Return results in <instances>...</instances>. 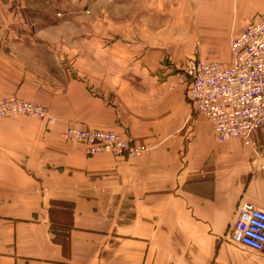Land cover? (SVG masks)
Here are the masks:
<instances>
[{
  "label": "crops",
  "instance_id": "obj_1",
  "mask_svg": "<svg viewBox=\"0 0 264 264\" xmlns=\"http://www.w3.org/2000/svg\"><path fill=\"white\" fill-rule=\"evenodd\" d=\"M178 4V21L160 30L172 42L156 29L106 31L103 47L90 50L102 53L93 60L103 73L88 68L79 79L63 70L59 86L0 50V99L40 103L54 118L0 120V264H252L227 234L239 204L264 211L262 138L218 142L186 100L180 64L192 40L233 37L264 13V0ZM70 124L112 130L148 150L88 156L60 140ZM52 201L73 206L64 216L68 253L52 241ZM52 211L63 219L61 207Z\"/></svg>",
  "mask_w": 264,
  "mask_h": 264
},
{
  "label": "rangeland",
  "instance_id": "obj_2",
  "mask_svg": "<svg viewBox=\"0 0 264 264\" xmlns=\"http://www.w3.org/2000/svg\"><path fill=\"white\" fill-rule=\"evenodd\" d=\"M173 1L167 3V0H0V50L8 57L20 60L33 71V74L44 76L43 79L52 86L64 83L63 75H59V72L63 74V70L79 79L82 77L78 73H86L88 68L102 74L103 67L97 63L94 65L93 60L94 57L98 60L102 53L90 52V50L103 47L105 32L118 33L121 30L142 29L143 31L155 29L160 31L170 28L173 21H178L176 13L181 16L184 8L183 4L173 5ZM174 8L177 9L176 13ZM231 38L202 36L192 40L191 54L180 64L182 78L183 68L191 59L228 62ZM158 39L165 43L169 40L172 42V38L167 34L165 36L162 31ZM201 50L209 51L207 57L200 54ZM185 97L191 105L187 99L186 90ZM4 98L22 100L15 96ZM36 104L45 108L48 120L23 115H12L2 119L22 117L35 122L40 121L46 125L52 124L54 118L49 109L40 103ZM192 112L196 114L193 108ZM67 127L112 131L84 128L75 124L67 125L60 133V140L78 145L81 144L65 141L62 138L61 135ZM120 135L131 144H138L123 134ZM81 146L86 155L91 156L88 154V149L84 145ZM231 231L227 234L229 236L227 241L233 244ZM240 252L252 264H264L263 254L251 253L246 249Z\"/></svg>",
  "mask_w": 264,
  "mask_h": 264
},
{
  "label": "built area",
  "instance_id": "obj_3",
  "mask_svg": "<svg viewBox=\"0 0 264 264\" xmlns=\"http://www.w3.org/2000/svg\"><path fill=\"white\" fill-rule=\"evenodd\" d=\"M186 96L197 115L205 117L218 142L248 143L252 134L264 146V13L254 15L230 40L229 61L191 59L183 68ZM12 115L47 118L43 106L13 98L0 100V119ZM62 138L84 145L89 155L135 158L148 150L120 134L67 127ZM231 240L254 252L264 251V211L248 203L237 207Z\"/></svg>",
  "mask_w": 264,
  "mask_h": 264
},
{
  "label": "trees",
  "instance_id": "obj_4",
  "mask_svg": "<svg viewBox=\"0 0 264 264\" xmlns=\"http://www.w3.org/2000/svg\"><path fill=\"white\" fill-rule=\"evenodd\" d=\"M57 207H61L62 211H60V215L63 216V219L60 221H55L52 218V215L55 213L52 209H56ZM73 206L71 203L63 202V201H52L51 207L49 210V215L51 217L49 230L53 236L52 241L59 245L64 253L69 252L70 242H69V230L70 226L68 223H65L64 216L67 218L68 214H72Z\"/></svg>",
  "mask_w": 264,
  "mask_h": 264
},
{
  "label": "bare ground",
  "instance_id": "obj_5",
  "mask_svg": "<svg viewBox=\"0 0 264 264\" xmlns=\"http://www.w3.org/2000/svg\"><path fill=\"white\" fill-rule=\"evenodd\" d=\"M236 221V220H235ZM235 223V222H234Z\"/></svg>",
  "mask_w": 264,
  "mask_h": 264
}]
</instances>
